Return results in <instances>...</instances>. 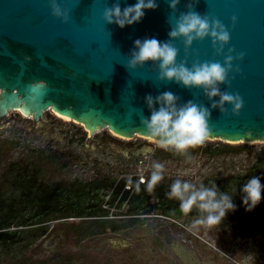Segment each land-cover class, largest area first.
<instances>
[{"label": "water", "instance_id": "1", "mask_svg": "<svg viewBox=\"0 0 264 264\" xmlns=\"http://www.w3.org/2000/svg\"><path fill=\"white\" fill-rule=\"evenodd\" d=\"M57 2L69 10L68 23L52 14L51 0H0V119L20 109L35 123H42L52 110L82 123L90 137L96 130L109 129L133 138L148 137L140 121L150 115L145 102L149 94L155 97L172 91L180 103L193 100L211 108L202 89L159 82L158 65L135 72L126 68L136 39L168 40L175 19L193 3L199 14L224 23L231 41L224 55H217L211 38L194 42L188 52L182 39L173 41L180 51L179 61L187 60L189 67L197 61L223 64L229 48L246 54L234 63L240 72L230 73L229 84L222 86V91L239 93L244 108L239 116L231 114V105L227 116L212 110L208 139L264 142V0H181L176 12L167 0H157V10L146 11L140 23L124 29L105 23L104 8L115 3L123 8L136 0ZM154 151L146 145L133 155Z\"/></svg>", "mask_w": 264, "mask_h": 264}, {"label": "rangeland", "instance_id": "2", "mask_svg": "<svg viewBox=\"0 0 264 264\" xmlns=\"http://www.w3.org/2000/svg\"><path fill=\"white\" fill-rule=\"evenodd\" d=\"M52 113H46L42 123H35L30 117L19 119L20 116L12 110L6 120L4 117L0 119L3 123L0 124V200L5 205L4 209L0 207V216L8 211V205L17 208L24 205L21 203L24 190L18 184L22 169L27 166L30 174L47 184L62 181L104 189L103 210L108 212V220L105 221H120L117 216L121 214L116 213L113 207L109 210L106 203L109 195L121 178L139 176L140 179L143 176L147 180L153 161L164 164V179L159 184L171 185L177 178L197 185L215 181L221 191L233 195L240 213L237 218H227L214 228H192L194 216L191 214L166 218L155 208L154 218L145 220V228L119 236L108 231L105 232L108 235L103 236L96 223H80V219L73 223H56L58 216L53 215L45 220L49 222L43 227L49 232L46 237H41L42 230L37 226L22 228L24 242L9 249H0V264H123L130 249L119 251L118 248L128 243L136 244L141 256L149 258L153 252L155 263L159 264H182L179 255L186 264H264V199L254 211L247 212L240 191L253 176L260 177L264 183V165L256 164L264 142L208 139L198 146L200 150L195 148L187 153H176L174 149H163L152 139L142 136L123 138L116 137L109 129L97 131L99 135H113L124 145L148 144L155 148L151 154L134 158L121 152L92 150L87 147V133L82 125L74 121L64 122ZM7 120H10L9 124ZM46 123L48 130L58 127L57 133H43L42 127ZM48 144L55 148L49 152L42 150ZM66 147H70L68 153L61 154ZM43 157H63V160L47 161ZM154 202L157 200H150L152 205ZM95 221L100 222L102 218ZM84 231L87 233L80 235Z\"/></svg>", "mask_w": 264, "mask_h": 264}, {"label": "clouds", "instance_id": "3", "mask_svg": "<svg viewBox=\"0 0 264 264\" xmlns=\"http://www.w3.org/2000/svg\"><path fill=\"white\" fill-rule=\"evenodd\" d=\"M167 2L172 12H176L181 0ZM195 2L198 3V0ZM50 7L56 18L64 23L69 22V10L63 8L57 0H51ZM158 7L157 0H136L135 4L123 8L119 3H115L104 8L103 19L107 24L124 29L140 23L146 11L157 10ZM188 9L175 19L168 31V40L161 41L156 37L136 39L126 65L132 72L149 64L158 65L159 82L174 81L187 89H202L205 97L211 102V108L193 100L180 103V97L172 91H164L155 97L151 94L145 97L150 115L142 116L140 122L146 135L155 140L161 148H171L179 153H187L189 149L196 148L208 140L212 110L218 109L222 115L227 116V106L231 105V114L239 116L244 108V101L239 93L222 91V86L229 84V74L240 72L238 67L234 68V63L245 58L244 52L229 48L223 64L219 61H197L189 67L187 60H178L180 51L173 41L182 39L185 52H188L194 42L211 38L217 55H224L225 46L231 41V33L218 18L199 14L194 10L193 3L188 4ZM236 23L237 18L233 16V26ZM164 172V164L153 161L150 176L146 180L149 192L164 179ZM240 191L247 212L254 211L264 199V183L258 176L248 179ZM165 195L168 199L179 201V209L183 214L188 215L193 210L196 211L192 228L220 226L229 213L237 211L233 195L228 191H221L215 181H210L207 185H197L189 180L177 178Z\"/></svg>", "mask_w": 264, "mask_h": 264}, {"label": "trees", "instance_id": "4", "mask_svg": "<svg viewBox=\"0 0 264 264\" xmlns=\"http://www.w3.org/2000/svg\"><path fill=\"white\" fill-rule=\"evenodd\" d=\"M62 120L67 122L64 119ZM256 164L257 166L264 165V148L258 154ZM19 178L21 181L18 185L24 190V194L22 195L23 200L21 201L24 205L18 208L14 205H8L9 207H6L8 211L0 216V249H9L23 243L24 229L22 228H33L46 222L45 220L53 215H57V219L107 216L106 211L103 210L106 197L102 193L104 189H92L83 184H72L71 186H67L66 184L52 191L42 192L40 186H38L37 177L29 173L27 166L22 169ZM169 188L170 185L159 184L153 191L149 192L146 184H138L132 196L133 202H136L135 205L139 211H137V214H150L154 207L158 208L162 215L167 218H174L177 214H183L179 209V201L166 197L165 193L169 191ZM122 189L123 186H120L113 190L111 205L115 203ZM130 194L131 192L127 191L122 202L128 199L131 196ZM150 198L158 200L156 205H150ZM0 207L5 208L1 200ZM239 213L240 208L237 207V211L229 213L226 219H235ZM190 214L192 216L197 215L195 210ZM46 233L47 231L42 229L41 237Z\"/></svg>", "mask_w": 264, "mask_h": 264}, {"label": "flooded vegetation", "instance_id": "5", "mask_svg": "<svg viewBox=\"0 0 264 264\" xmlns=\"http://www.w3.org/2000/svg\"><path fill=\"white\" fill-rule=\"evenodd\" d=\"M16 113L20 116L19 119L20 118L23 119L19 112H16ZM56 118L59 119V120H62L61 118H58V117H56ZM29 119H32V118H29ZM5 120H6V118H5ZM9 122H10V120L9 121L7 120V124H9ZM0 124H3V123H0ZM58 129L59 128L55 126V127L52 128V130H48L47 123L43 124V127H42L43 133H49V131L52 132V133H57ZM86 133H87L86 137H87V141H88L87 142L88 146L87 145L86 146L91 148L94 151L109 150L111 153H114V154L120 153V152L125 154V152H127V154H125V155H133L134 150L140 149L142 146H146V145H133L131 143H126L124 145V143L122 144L118 139H116V137H118V136L114 137L111 134L109 135L110 137H108L107 135H99V132H96L92 137H90L89 136V132L87 130H86ZM152 143H154V142H152ZM42 148H43L42 150L45 149V150H48V152H49V150H52L55 147L53 145H49L48 144V145H46V146H44ZM65 149H66L65 151H61V154H66V152L68 153V150L70 149V147H66ZM194 149L195 148H192V149H189V150H194ZM176 153H179V152L176 151ZM135 157L136 156H134V158ZM44 158L45 157H43V160H47V161L48 160H53V161H62L63 160V157H55L54 159H52L50 157L49 158L46 157L48 159H44ZM64 163L66 164L67 162H64ZM140 179H139V176L137 178H135L133 176L132 178H128V179L127 178L126 179L125 178L124 179H122V178L119 179V182L116 185V187L118 185H119L118 187L123 186V189L118 194L117 200L115 201V203L113 205H111V200H112V196H113V192H112L109 195V200L106 201V203L109 205V210L114 208V210L116 209V213L121 214V215H119V217L117 216V218H119L120 221H116L114 223L112 221H105V220H108L107 219L108 217L107 216H105V217L101 216V217L61 218V219H56L55 222L56 223H70V222L73 223V222H75L76 219H80L79 220L80 223H83L84 221H89L91 223H96L98 225V227L100 228L99 233L101 235H103V236H107L108 235V233H105L107 231L110 234H112V235L115 234V235L119 236V235L123 234L124 232L128 233V232H131V231L134 232L136 230H142L143 228L146 227L145 224H144L145 220L149 219V218H154L152 216V214L154 212L155 207H154L153 211L150 214H147V215H138L137 214L139 211L137 209V206L135 205L136 202H133L132 196H133V193L136 190L138 184H143V183L146 184V179H144L143 176H141ZM125 180H126V182H125ZM142 180L145 181V182H141ZM37 181L39 182L38 186H40V190L42 192L49 191V190L52 191L54 189H57L59 186H62V185L65 186L66 185L62 181L58 182V183H55V184H47V183H45L43 181H39V179H37ZM71 185L72 184H67V186H71ZM127 191L131 192V194H130L131 196H129L128 199H126L124 202H122V199L124 198V196L127 193ZM153 199H155V198H150V200H153ZM150 200H149V203H150ZM124 203H127V205H124ZM150 205L154 206V205H156V202H154V205H152V203H150ZM110 206H111V208H110ZM39 208H41V207H39ZM103 208H104V206H103ZM99 218H102V221H100V222L95 221V220H97ZM157 218H160V217L157 216ZM121 220H123V221H121ZM47 224H49L48 221L37 225V228L41 229V230L45 229L43 227L46 226ZM54 232H55V230H54ZM86 233L87 232L84 231L83 234L81 233L80 235L83 236ZM48 234H49V232H47L42 237H46ZM51 235H52V233H51ZM104 238H106V237H104ZM128 244L129 245H126V246L124 245L123 248L122 247L118 248L119 251H122L123 249L128 248V249H130V252H131V253L129 252V257H128L127 260L123 261V264H159V263H155L156 260L153 258V252H152V254H151V256L149 258L145 257L143 255L141 256L138 253L139 248H138V246L136 244H133V243H128ZM144 248H146V247H144ZM155 255L156 254H154V256ZM179 258L181 259L182 264H186L185 259L182 258V256L179 255ZM106 263H107V261H106ZM117 263L119 264V262H117Z\"/></svg>", "mask_w": 264, "mask_h": 264}, {"label": "bare ground", "instance_id": "6", "mask_svg": "<svg viewBox=\"0 0 264 264\" xmlns=\"http://www.w3.org/2000/svg\"><path fill=\"white\" fill-rule=\"evenodd\" d=\"M12 111H15V110H12ZM52 111V110H51ZM15 112H19L20 114H22L23 115V117H30V118H32L31 116H29V115H26V114H24V113H22V111L20 110V109H17V111H15ZM53 113H55L56 115H58L59 117H61V119H64V120H67V121H74V122H76V123H79V122H77V121H75V120H73V119H71V118H68V117H65V116H63V115H61V114H59V113H57V112H55V111H52ZM80 125H82L83 127H84V125L82 124V123H79ZM88 131V130H87ZM98 130H96L95 131V133L97 132ZM89 132V131H88ZM113 133V132H112ZM113 134H115V133H113ZM115 135H117V134H115ZM117 136H119V137H123V136H120V135H117ZM136 136H141V135H136ZM142 137H145V136H142ZM123 138H126V137H123ZM145 138H149V137H145ZM149 139H151V138H149ZM153 140V139H152ZM154 142H156L155 140H153ZM226 141V140H225ZM240 142H242V141H240ZM240 142H238V143H240Z\"/></svg>", "mask_w": 264, "mask_h": 264}]
</instances>
